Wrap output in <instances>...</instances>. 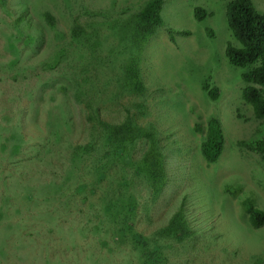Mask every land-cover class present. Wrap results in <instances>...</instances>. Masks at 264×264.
Masks as SVG:
<instances>
[{
    "label": "rangeland",
    "instance_id": "rangeland-1",
    "mask_svg": "<svg viewBox=\"0 0 264 264\" xmlns=\"http://www.w3.org/2000/svg\"><path fill=\"white\" fill-rule=\"evenodd\" d=\"M148 1L0 2V264H264L248 212H264V163L246 146L264 119L225 55L230 0H164L139 54L132 26ZM169 28L188 34L173 43ZM139 55L141 94L126 74ZM212 117L225 135L216 164L201 153ZM127 120L157 136L160 190L141 170L145 134L111 142Z\"/></svg>",
    "mask_w": 264,
    "mask_h": 264
},
{
    "label": "trees",
    "instance_id": "trees-1",
    "mask_svg": "<svg viewBox=\"0 0 264 264\" xmlns=\"http://www.w3.org/2000/svg\"><path fill=\"white\" fill-rule=\"evenodd\" d=\"M7 1V0H5ZM228 1V0H224ZM3 2V0H0ZM164 0H150L136 16V24L132 26V37L134 45L138 44L139 54L142 53L145 43L153 37L157 31L164 26L162 12ZM208 12L201 7L194 10V17L197 21H204ZM227 22L235 43L228 42L225 55L229 64L234 68L243 69L241 78L246 84L242 93L243 101L250 105L256 119H264V12H259L252 0H230L227 6ZM48 20L52 23L53 17L48 14ZM171 42L176 43L175 34L187 35L184 31L168 30ZM213 35V34H212ZM140 55L135 56L129 64L126 74L129 80L133 81V91L144 92V86L139 73ZM202 89L208 93L213 101L220 97V91L208 81L202 85ZM134 122L127 120L122 125L109 128V135L112 143L127 146V141L132 142L141 134H145L152 143L142 160V169L152 188L160 190L167 180L165 158L158 147L157 136L154 132H141ZM251 151L258 153L264 163V139L257 140L252 144H246ZM225 149V135L221 121L212 117L207 124L206 135L201 146V153L206 162L216 164ZM250 222L253 228L260 229L264 226V212L249 208Z\"/></svg>",
    "mask_w": 264,
    "mask_h": 264
}]
</instances>
